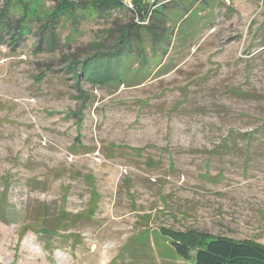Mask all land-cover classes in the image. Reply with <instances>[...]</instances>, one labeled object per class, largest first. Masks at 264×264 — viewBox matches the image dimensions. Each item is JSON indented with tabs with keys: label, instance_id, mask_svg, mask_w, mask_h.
<instances>
[{
	"label": "rangeland",
	"instance_id": "obj_1",
	"mask_svg": "<svg viewBox=\"0 0 264 264\" xmlns=\"http://www.w3.org/2000/svg\"><path fill=\"white\" fill-rule=\"evenodd\" d=\"M9 3L0 264H195L167 234L188 230L264 244V0H219L145 78L135 60L100 84L76 82L68 62L110 47L128 14L62 17L49 47L38 28L53 0Z\"/></svg>",
	"mask_w": 264,
	"mask_h": 264
},
{
	"label": "trees",
	"instance_id": "obj_2",
	"mask_svg": "<svg viewBox=\"0 0 264 264\" xmlns=\"http://www.w3.org/2000/svg\"><path fill=\"white\" fill-rule=\"evenodd\" d=\"M219 3V0H53V9L39 25V40L49 47L55 41V24L62 18L70 19L77 27L79 16L89 12L94 17H108L115 12L128 14V19L107 31L113 37L112 45L106 47L101 41H93L91 52L82 59L72 58L68 69L73 71L75 81L81 78L100 84L124 82L129 63L139 60L135 73L145 78L150 61L158 62V54H166L172 39L180 33L185 21L195 18L200 10ZM11 4L0 10V32L10 29ZM28 16L23 13L12 28L22 29ZM45 38V39H44ZM14 40V36L12 37ZM149 54H146V50ZM136 53V57L132 54ZM174 250L195 264H264V244L246 239H232L198 231L167 232Z\"/></svg>",
	"mask_w": 264,
	"mask_h": 264
},
{
	"label": "built area",
	"instance_id": "obj_3",
	"mask_svg": "<svg viewBox=\"0 0 264 264\" xmlns=\"http://www.w3.org/2000/svg\"><path fill=\"white\" fill-rule=\"evenodd\" d=\"M123 2L127 5H131V0H123Z\"/></svg>",
	"mask_w": 264,
	"mask_h": 264
}]
</instances>
